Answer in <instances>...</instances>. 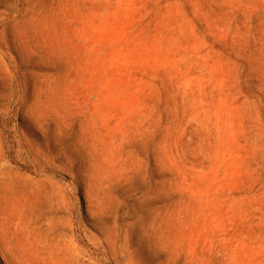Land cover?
<instances>
[{"label": "rangeland", "instance_id": "1", "mask_svg": "<svg viewBox=\"0 0 264 264\" xmlns=\"http://www.w3.org/2000/svg\"><path fill=\"white\" fill-rule=\"evenodd\" d=\"M0 264H264V0H0Z\"/></svg>", "mask_w": 264, "mask_h": 264}]
</instances>
